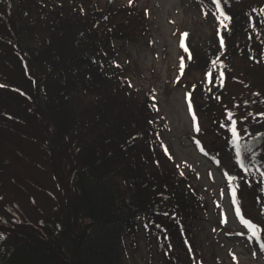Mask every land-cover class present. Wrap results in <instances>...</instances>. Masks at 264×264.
I'll use <instances>...</instances> for the list:
<instances>
[{
	"label": "trees",
	"instance_id": "16d2710c",
	"mask_svg": "<svg viewBox=\"0 0 264 264\" xmlns=\"http://www.w3.org/2000/svg\"><path fill=\"white\" fill-rule=\"evenodd\" d=\"M7 1L0 0V152L22 165L11 182L30 203L0 211V264H123V247L141 234L168 241L156 264H191L177 250L191 244L187 220L203 202L166 161L155 97L125 82L115 61L112 42L144 30V8L130 1L11 0L4 13ZM213 1L218 33L185 43L186 66L217 75L207 85L216 102L225 97L232 58L264 63V1ZM251 131L235 134L236 168L261 200L264 125ZM37 191L45 205H36Z\"/></svg>",
	"mask_w": 264,
	"mask_h": 264
},
{
	"label": "rangeland",
	"instance_id": "374dc122",
	"mask_svg": "<svg viewBox=\"0 0 264 264\" xmlns=\"http://www.w3.org/2000/svg\"><path fill=\"white\" fill-rule=\"evenodd\" d=\"M10 1L1 6L4 13ZM113 1H130L145 10L144 30L131 39L112 42L114 63L123 68L119 70L125 82L155 97V124L167 151L166 161L186 175L203 202L187 220L191 244L184 242L185 249L177 253L191 264H264V198L259 199L252 185L243 184L246 173L236 168L234 142L235 134L248 137L251 130L264 125V108L259 102L264 96V63L232 58L223 87L225 97L216 103L207 85L209 77L217 75L186 66L190 57L186 43H202L218 33L220 17L213 0ZM263 1L223 3L252 6ZM0 70L5 73L4 67ZM2 164L10 170L5 172L7 181L0 180V211L30 203L29 195L16 192L11 182V173L24 171L22 165L15 158L13 162L7 152H0ZM32 196L36 205H45L39 191ZM145 236L137 235L134 245L123 247V264H156L164 258L159 247L168 241L162 235V239ZM160 240L164 243L159 244ZM172 251L168 257L173 260L177 253L173 247Z\"/></svg>",
	"mask_w": 264,
	"mask_h": 264
}]
</instances>
